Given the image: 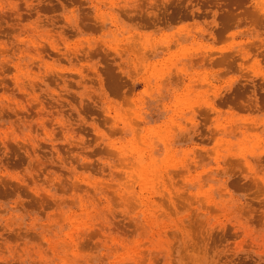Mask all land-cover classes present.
<instances>
[{
  "label": "rangeland",
  "instance_id": "obj_1",
  "mask_svg": "<svg viewBox=\"0 0 264 264\" xmlns=\"http://www.w3.org/2000/svg\"><path fill=\"white\" fill-rule=\"evenodd\" d=\"M0 264H264V0H0Z\"/></svg>",
  "mask_w": 264,
  "mask_h": 264
}]
</instances>
